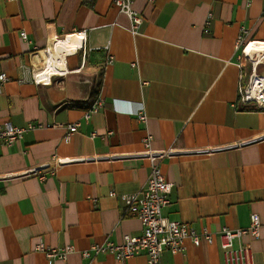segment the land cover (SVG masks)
Returning <instances> with one entry per match:
<instances>
[{
    "label": "crops",
    "instance_id": "1",
    "mask_svg": "<svg viewBox=\"0 0 264 264\" xmlns=\"http://www.w3.org/2000/svg\"><path fill=\"white\" fill-rule=\"evenodd\" d=\"M131 5L141 17L136 34L112 0H0V72L8 76L0 121L33 125L12 145L0 143V173L54 156L87 157L43 178L0 180V264H146L143 253L119 261L80 251L141 233L121 196L147 180L150 163L138 155L147 134L152 149L171 151L160 161L173 185L163 215L216 233L246 227L258 213L259 236L242 241L254 264H264V110L237 101L240 76L245 82L251 72L238 38L264 46V0ZM70 33L82 34V46L65 56L66 71L35 82L47 41ZM256 52L251 46L249 54ZM107 55L113 60L104 64ZM255 68L264 77V61ZM98 95L103 107L85 121ZM140 108L144 123L134 114ZM40 241L75 251L48 258L34 249ZM183 243L178 253L163 251L161 264H221L217 240Z\"/></svg>",
    "mask_w": 264,
    "mask_h": 264
},
{
    "label": "built area",
    "instance_id": "2",
    "mask_svg": "<svg viewBox=\"0 0 264 264\" xmlns=\"http://www.w3.org/2000/svg\"><path fill=\"white\" fill-rule=\"evenodd\" d=\"M89 1V0H82ZM251 0H246L249 5ZM119 12L123 13L130 21L129 31L133 34L137 33V28L141 22V17L132 8L133 0H112ZM212 16L208 13L207 20ZM206 20V23L208 21ZM20 36L26 39L25 32H20ZM243 37L238 38V46L241 45L245 50L250 43H244ZM81 44L80 47L81 48ZM247 58L251 64V72L247 76L245 82H242L240 76L237 88V101L246 105L254 103L257 109L264 110V77L256 73L255 66L264 61V51H258ZM113 60L111 55H107L104 64H109ZM134 65V63H132ZM35 82L40 79L33 78ZM8 80L5 72H0V92L3 84ZM104 99L96 96L87 109L84 110L83 118L88 121L91 115L103 107ZM136 118L140 122L146 121V113L143 108L134 112ZM77 126V123L68 125V132L65 140L70 138L71 132ZM33 128L32 124L19 127L11 124L8 120L0 121V143L6 146L12 145L22 137V134ZM143 150L138 155L147 159L150 163V171L145 184L136 192L122 195L121 199L124 203V212L130 216L136 217L141 223V233L139 235H123L121 242L113 243L105 239L101 243L92 244L89 248L80 251L84 258L95 257L102 253H111L115 259L124 261L129 257L145 254L146 264H161V255L167 250L172 254L183 250L184 241L189 239L195 246L202 241L212 243L217 240L221 253V264H254L251 247L247 242H243L242 238L248 236L257 238L261 226L258 213H251L249 224L243 228L229 229L223 227L216 233H212L206 227H201L199 231L195 230L188 223L179 220H172L165 217L162 213L164 207L170 203V193L172 191V183L168 182L162 172L160 161L164 157L171 154L169 150H154L151 147V136L148 134L142 137ZM96 158V157H93ZM101 158V157H100ZM87 157H58L51 159L33 167H27L14 173H0V180L12 179L37 175L43 178L44 172L54 173L58 167L71 163L72 161L86 160ZM110 196L115 195L112 191ZM35 250L42 252L48 258H57L65 260L67 255L75 251L72 245H65L58 248H49L43 242H38Z\"/></svg>",
    "mask_w": 264,
    "mask_h": 264
},
{
    "label": "bare ground",
    "instance_id": "3",
    "mask_svg": "<svg viewBox=\"0 0 264 264\" xmlns=\"http://www.w3.org/2000/svg\"><path fill=\"white\" fill-rule=\"evenodd\" d=\"M77 37V39H75ZM48 45L45 49V62L44 66L38 70L40 72V81L48 82L51 75L61 74L66 71L65 65V56L71 51L76 50L80 47L82 42V34L81 33H70L63 38L53 39L50 38ZM254 47L255 51H264V46L262 45H247L245 48V52L248 56L253 54H249L250 47ZM254 52V51H253ZM256 52V53H257ZM37 77L39 73H37ZM88 108V107H87Z\"/></svg>",
    "mask_w": 264,
    "mask_h": 264
},
{
    "label": "rangeland",
    "instance_id": "4",
    "mask_svg": "<svg viewBox=\"0 0 264 264\" xmlns=\"http://www.w3.org/2000/svg\"><path fill=\"white\" fill-rule=\"evenodd\" d=\"M40 65L42 66V61H40Z\"/></svg>",
    "mask_w": 264,
    "mask_h": 264
}]
</instances>
